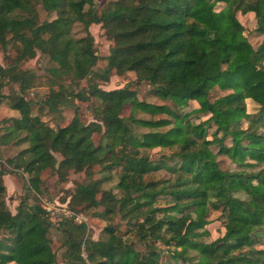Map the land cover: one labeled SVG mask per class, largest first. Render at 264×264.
Wrapping results in <instances>:
<instances>
[{"label": "trees", "instance_id": "trees-1", "mask_svg": "<svg viewBox=\"0 0 264 264\" xmlns=\"http://www.w3.org/2000/svg\"><path fill=\"white\" fill-rule=\"evenodd\" d=\"M37 4L56 15L39 20ZM239 13H251L255 28ZM76 21L85 30L78 37ZM91 23L114 40L101 68ZM252 31L263 34L256 46ZM0 46L9 56L0 62V103L7 98L17 111L0 132V264H264V0H112L102 12L95 0H0ZM37 50L52 61L57 87L33 100L24 91L36 73L21 64ZM129 70L171 103L140 99L130 82L106 89L91 81L74 90L86 76L108 81L113 71ZM10 83L16 87L4 93ZM89 97L99 103L95 119L85 121L74 100ZM65 105L74 106L65 124L41 117ZM139 110L152 116L138 117ZM135 124L151 129L137 133ZM9 142L27 144L3 158L1 145ZM173 145L171 164L141 150ZM218 154L233 165H221ZM164 166L170 175L156 177ZM19 169L36 192L43 171L61 180L70 169L84 171L87 180L70 193L83 207L98 203L93 174L117 169L124 227L110 223L93 238L84 221L61 215L51 223L41 204L24 198L12 212L2 175ZM212 211L224 232L208 240ZM50 224L62 234L61 261Z\"/></svg>", "mask_w": 264, "mask_h": 264}, {"label": "rangeland", "instance_id": "rangeland-1", "mask_svg": "<svg viewBox=\"0 0 264 264\" xmlns=\"http://www.w3.org/2000/svg\"><path fill=\"white\" fill-rule=\"evenodd\" d=\"M112 0H95V5L99 12L104 11L105 8L111 3ZM38 8V19H51L56 15L55 11H48L44 9L41 4H37ZM238 17L244 21L249 29H254L256 26V19L253 17L251 13H239ZM89 30L93 35L94 46L99 55V60L96 65V68H101L105 66L104 56L107 55L110 51V47L114 44L113 39H109L104 34V30L101 27L100 23H91L89 25ZM72 34L74 36H81L85 34L84 26L79 21H76L72 26ZM262 38V35H257L256 33H252L249 35V40L252 44H257ZM9 52L11 55H14L15 50L12 46H10ZM9 56H5V51L0 46V62L4 65L8 62ZM52 65V61L44 55L42 52L37 50L36 54L33 57H30L24 60L21 64L23 68L29 69L36 73V78L34 83L24 91V95L33 100L39 99L44 93L48 92L51 86L57 87V77H53L50 73L49 67ZM63 81H69L68 77L63 76ZM91 81H96L99 86L103 88H114L122 86L126 82H130V84L136 88L138 97L142 100L153 101V102H167L171 103L170 100L161 99L152 91V85L149 82L142 80L136 82V75L134 71H126L122 74H117L114 71L110 74V78L108 81H103L99 79V77H85L79 80L78 83H73L74 90L77 89H87L88 84ZM9 86L16 87L15 84H6L3 86L2 91L7 93L9 91ZM3 101L0 103V132L3 130V125L5 124V119L9 118L11 115L16 114L17 111L11 108L8 104L7 98H3ZM80 108L81 118L85 121H91L95 119L92 107L99 103L98 99L93 97H89V99H76L74 100ZM193 105L195 102H192ZM190 105H185L184 108L181 106V109H189ZM33 111H38V108L34 106ZM74 111V106L65 105L60 106V108L56 111H48L46 108L41 111V117L48 121L52 125H61L68 122ZM131 112L130 105L125 104L121 114L124 116L129 115ZM136 115L138 117H151L152 115L147 112L137 111ZM192 119L198 120V118L192 117ZM167 126L159 127V129H166ZM151 129V127L135 124L134 130L137 133L142 131H146ZM100 132H94L92 134V138L95 143H98L100 140ZM26 142L21 143H13L9 142L7 144H2V156L3 158L7 156H12L17 151L25 146ZM211 147L216 151L217 147L211 145ZM141 150L143 152L149 153L154 159L163 158L167 161L168 164H171L174 160L177 159L175 155H171L173 151L176 150V146H164V147H153L147 148L142 147ZM57 159L61 157L59 153H56ZM218 159L221 161V165L223 166H232L230 160L227 156L218 154ZM6 166L7 164L4 163ZM156 177H167L170 175L168 169L164 166L157 171L153 172ZM44 177V182L42 183V190L40 192H36L34 189L29 187L27 176L24 174L22 170L19 169L18 172H6L2 175L3 182L5 184V192L4 199L8 208L14 212L16 210V206L20 199L24 198L27 203L41 204L44 209L49 207L50 209H46V218L50 217L51 223L55 221V217L61 216L63 214H58L60 212L59 206H63L68 208L69 210H74L80 213L84 221L88 226V233L91 237L97 238L99 235H106L104 232L105 227L112 223L113 225H120L121 228L124 226L123 220L120 216L119 212V202L124 195V192L121 188L118 187V171L117 169L112 170H98L93 174V178H97L96 181V189H97V200L98 203L94 206L83 207L84 205L77 203L75 200H72L70 197V193L73 191V188L76 182L81 180H87L85 178L84 171H75L70 169L66 175V178L63 180L59 179L57 173L53 170L51 173L48 171H43L41 174ZM243 197V194H242ZM105 207H109L112 210L105 211ZM51 208H53L51 210ZM216 211H212L210 214L211 221L207 224L210 235L207 237L208 240L214 239L219 235H222L224 232V227L221 226L220 221L214 219L217 214ZM77 222V221H76ZM48 234L51 237V240L54 245V249L57 254V259L61 261V252L62 247L60 246V241L62 240L61 232L56 229V227L51 224L48 226ZM131 238V235H129ZM1 246V245H0ZM137 246L142 249L143 245L137 243ZM63 264H74V263H63Z\"/></svg>", "mask_w": 264, "mask_h": 264}, {"label": "built area", "instance_id": "built-area-1", "mask_svg": "<svg viewBox=\"0 0 264 264\" xmlns=\"http://www.w3.org/2000/svg\"><path fill=\"white\" fill-rule=\"evenodd\" d=\"M60 209V212L58 214H63L64 216L72 217L75 221L81 222L83 218L81 217L82 215L74 210H69L68 208L63 206L58 207ZM46 209H50L49 207H46ZM53 208H51L52 210Z\"/></svg>", "mask_w": 264, "mask_h": 264}, {"label": "crops", "instance_id": "crops-1", "mask_svg": "<svg viewBox=\"0 0 264 264\" xmlns=\"http://www.w3.org/2000/svg\"><path fill=\"white\" fill-rule=\"evenodd\" d=\"M252 33H256V32H255V31H252L250 34H252ZM256 34H257V35H262V37H263V34H258V33H256ZM261 39H262V38H261ZM260 41H261V40H260ZM260 41H259V42H260ZM259 42H258V43H259ZM258 43H257V44H258ZM257 44H255V45L253 44V45L256 46Z\"/></svg>", "mask_w": 264, "mask_h": 264}]
</instances>
